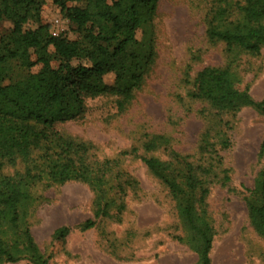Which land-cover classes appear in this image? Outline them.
<instances>
[{"label": "rangeland", "instance_id": "374dc122", "mask_svg": "<svg viewBox=\"0 0 264 264\" xmlns=\"http://www.w3.org/2000/svg\"><path fill=\"white\" fill-rule=\"evenodd\" d=\"M212 5L213 0H159L149 30L156 60L145 86L127 109L118 111L111 95L89 97L80 118L53 125L63 136L87 143L89 160L113 162L112 174L124 182V188L113 190L108 197L116 203L123 201L125 208L118 213L111 206L109 216L98 218L89 229H81L78 224L93 214V191L86 183L70 180L34 185L31 189L37 201L27 225L47 264H193L196 254L178 240L184 229L176 201L149 173L140 156L170 162L168 172L183 182L185 165L205 164L206 154L199 152L198 140L206 127H210L213 150L221 158L219 164L211 162L205 176L208 193L204 203L214 228L209 264H264V239L248 212L259 170L264 169V155H260L264 117L250 106L234 112L219 111L204 100L191 99L187 94L191 84L184 82L192 81L195 72L205 66L230 65L252 98L264 100V45L259 55H250L238 49L229 52L223 43L208 41L204 17ZM39 21L48 24L53 35L70 40L82 36L54 0H43ZM9 27L10 21H1L0 34L7 33ZM141 36L138 29L136 37ZM39 67L24 69L13 62L3 83ZM103 81L112 85L114 75L104 74ZM153 134H164L168 144L145 153L142 142ZM132 148L135 154H122ZM22 169L21 162L5 163L2 172L12 174ZM224 175L228 178L222 185ZM66 225L68 234L52 239L53 231ZM3 264L31 263L21 259Z\"/></svg>", "mask_w": 264, "mask_h": 264}, {"label": "trees", "instance_id": "16d2710c", "mask_svg": "<svg viewBox=\"0 0 264 264\" xmlns=\"http://www.w3.org/2000/svg\"><path fill=\"white\" fill-rule=\"evenodd\" d=\"M67 1L71 5H67ZM61 13L79 32L80 39L53 35L49 25L39 21L43 0H0V22H11L0 34V264L27 259L31 264H47L27 225L37 198L36 184L78 180L93 191V214L79 223L93 227L96 220L109 216L111 206L121 212L108 194L123 191V183L113 176L112 161L89 160L90 146L63 136L55 124L76 120L84 113L85 99L111 95L118 111L131 104L145 86L156 60L155 42L149 30L157 14L159 0H54ZM205 38L221 42L227 51L238 49L259 55L264 45V0H213L204 17ZM142 30L141 38L136 31ZM57 61L53 66L52 62ZM16 62L21 68L40 65L15 81L3 83ZM230 65L205 66L195 72L188 96L204 100L219 111H237L250 106L264 117V100H254L247 86L230 71ZM112 73L107 85L104 74ZM188 76V74L186 73ZM210 127L198 140L204 153L202 165H185L183 182L169 173L171 163L141 155L149 173L158 178L176 201V211L184 229L178 236L197 256L193 264H209L214 228L205 208L208 193L205 176L211 162L221 163L209 141ZM164 134H153L142 142L145 153L166 146ZM136 149L123 151L133 155ZM214 152V156L211 153ZM264 155V141L260 145ZM23 163L21 171L3 173L4 164ZM224 175L221 184H226ZM250 221L264 239V169L259 170L248 202ZM69 227L59 226L52 239H63Z\"/></svg>", "mask_w": 264, "mask_h": 264}]
</instances>
